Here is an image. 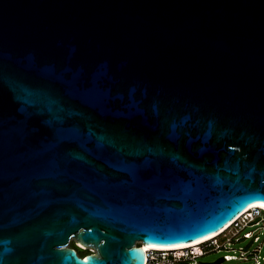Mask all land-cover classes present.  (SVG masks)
<instances>
[{"label": "water", "instance_id": "water-1", "mask_svg": "<svg viewBox=\"0 0 264 264\" xmlns=\"http://www.w3.org/2000/svg\"><path fill=\"white\" fill-rule=\"evenodd\" d=\"M257 203L264 0H0V264H146Z\"/></svg>", "mask_w": 264, "mask_h": 264}, {"label": "built area", "instance_id": "built-area-1", "mask_svg": "<svg viewBox=\"0 0 264 264\" xmlns=\"http://www.w3.org/2000/svg\"><path fill=\"white\" fill-rule=\"evenodd\" d=\"M264 210L255 209L244 214L221 235L199 245L178 250H150L146 264H204L200 259L210 252L225 251L226 261H244L246 264H264ZM246 245L236 248L243 241ZM141 243H138L140 245ZM213 263V262H212Z\"/></svg>", "mask_w": 264, "mask_h": 264}, {"label": "bare ground", "instance_id": "bare-ground-1", "mask_svg": "<svg viewBox=\"0 0 264 264\" xmlns=\"http://www.w3.org/2000/svg\"><path fill=\"white\" fill-rule=\"evenodd\" d=\"M264 205L263 203H257L251 207H249L248 209H246L244 212H242L238 217H236L233 221H231L226 227H224L221 231H219L218 233L212 235V236H209L203 240H200V241H197V242H194V243H190V244H185V245H179V246H172V247H155V246H147L145 244H140L142 246H140L144 252L146 253L147 255V252L150 251V250H178V249H184V248H190V247H193V246H196V245H199L203 242H206V241H209L219 235H221L222 233H224L226 230H228L234 223L237 222V220H239L244 214H246L247 212H250V211H253L255 209H263L264 210ZM78 246L81 247L80 244H77ZM83 246V245H82ZM84 247V246H83ZM81 247V248H83ZM85 249V248H84ZM88 249V248H87Z\"/></svg>", "mask_w": 264, "mask_h": 264}, {"label": "rangeland", "instance_id": "rangeland-1", "mask_svg": "<svg viewBox=\"0 0 264 264\" xmlns=\"http://www.w3.org/2000/svg\"><path fill=\"white\" fill-rule=\"evenodd\" d=\"M264 237V235H263ZM73 243H77L75 241H72L71 242V246ZM247 243H249V241H243L241 243H237L235 244L234 246L236 248H238L240 245H246ZM78 244V243H77ZM82 246V245H81ZM83 247V246H82ZM86 249V247H84ZM86 252V251H85ZM223 254H225V251L223 250H220V251H214V252H210L208 253L207 255L203 256L200 261L201 262H204V263H212V262H215L217 261L219 258H221L223 256ZM222 264H246V262L244 261H236V260H233V261H226V262H223Z\"/></svg>", "mask_w": 264, "mask_h": 264}, {"label": "flooded vegetation", "instance_id": "flooded-vegetation-1", "mask_svg": "<svg viewBox=\"0 0 264 264\" xmlns=\"http://www.w3.org/2000/svg\"><path fill=\"white\" fill-rule=\"evenodd\" d=\"M77 248H76V247ZM70 247H72V248H74V249H76V251H77V253L79 254V256H81V257H83V256H85V255H87V254H91V253H94L95 251L94 250H92V249H90V248H86L87 250H85L84 249V247L83 248H81L80 246H78L77 245V243H73L72 244V246H71V244H70ZM83 249V250H82ZM86 251V252H85Z\"/></svg>", "mask_w": 264, "mask_h": 264}, {"label": "trees", "instance_id": "trees-1", "mask_svg": "<svg viewBox=\"0 0 264 264\" xmlns=\"http://www.w3.org/2000/svg\"><path fill=\"white\" fill-rule=\"evenodd\" d=\"M140 246H142V245H140ZM76 247V246H75ZM77 248V247H76ZM83 250V249H82ZM85 250H87V249H85ZM86 256V255H85ZM84 257V256H83Z\"/></svg>", "mask_w": 264, "mask_h": 264}, {"label": "snow or ice", "instance_id": "snow-or-ice-1", "mask_svg": "<svg viewBox=\"0 0 264 264\" xmlns=\"http://www.w3.org/2000/svg\"><path fill=\"white\" fill-rule=\"evenodd\" d=\"M262 206H264V205H262Z\"/></svg>", "mask_w": 264, "mask_h": 264}]
</instances>
